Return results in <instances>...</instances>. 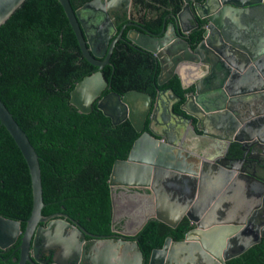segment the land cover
<instances>
[{
	"label": "water",
	"instance_id": "water-1",
	"mask_svg": "<svg viewBox=\"0 0 264 264\" xmlns=\"http://www.w3.org/2000/svg\"><path fill=\"white\" fill-rule=\"evenodd\" d=\"M23 2L0 0V25ZM57 2L80 55L96 68L74 84L69 104L88 113L95 103L112 124L127 120L139 135L110 169L111 233L93 235L63 213L41 214L37 155L0 101V125L25 161L31 188L22 231L20 221L0 216V249L19 237L17 264H143L136 233L148 220L175 227L183 217L182 239L166 237L145 264H225L264 239V0H181L157 34L129 22L112 39L108 13L127 9L129 0H90L75 10ZM194 30L201 39L191 47ZM120 39L154 58L158 86L187 68L192 81L180 84L189 92L105 93L102 68L111 66Z\"/></svg>",
	"mask_w": 264,
	"mask_h": 264
},
{
	"label": "trees",
	"instance_id": "trees-1",
	"mask_svg": "<svg viewBox=\"0 0 264 264\" xmlns=\"http://www.w3.org/2000/svg\"><path fill=\"white\" fill-rule=\"evenodd\" d=\"M68 1L75 10L90 0ZM133 2L144 10L142 26L153 34L160 31L163 19L170 21V14L178 12L181 6V0ZM200 39L201 32L194 30L188 43L193 47ZM109 61L112 67L102 68L110 84L105 93L121 95L136 90L153 97L156 90L169 87L182 97L190 90L181 86L177 75L161 86L156 85L158 65L154 58L123 39L115 42ZM95 70L80 55L57 0H24L0 25V101L37 155L44 204L41 214L63 213L90 234L108 235L110 169L115 160L126 158L139 133L127 120L112 124L95 103L88 113L69 104L74 84ZM173 110L181 113L178 104ZM30 208L27 166L0 125V216L20 221L22 231ZM188 228L184 217L175 227L148 220L134 237L143 264L150 251L160 248L166 237L181 240ZM18 243L19 237L8 248L0 249V264H17ZM45 260L49 262L50 256ZM225 264H264V239Z\"/></svg>",
	"mask_w": 264,
	"mask_h": 264
},
{
	"label": "flooded vegetation",
	"instance_id": "flooded-vegetation-1",
	"mask_svg": "<svg viewBox=\"0 0 264 264\" xmlns=\"http://www.w3.org/2000/svg\"><path fill=\"white\" fill-rule=\"evenodd\" d=\"M143 14H144V10L139 5L135 7L133 0H129V4L127 6V9H124L123 6H120V7H118V9L116 11L109 12L108 13V16H109L108 19L112 22V24L115 27V31L111 35V37L116 35V33H117L116 27L118 25L123 26L126 23L135 22V23L140 24L142 26ZM125 28H126V30H128L130 27L128 26ZM126 30H125V32H126ZM116 225L119 226V224H116ZM84 238L88 239L86 237H84ZM46 256H48V255L45 253L42 254L40 257L41 260L46 262V260H45ZM73 263H71V264H73Z\"/></svg>",
	"mask_w": 264,
	"mask_h": 264
},
{
	"label": "crops",
	"instance_id": "crops-1",
	"mask_svg": "<svg viewBox=\"0 0 264 264\" xmlns=\"http://www.w3.org/2000/svg\"><path fill=\"white\" fill-rule=\"evenodd\" d=\"M254 15H258V14H252L250 17H254ZM257 17H259V16H257ZM259 23H260V19H259ZM252 24L254 27H258V22L256 20H254V22ZM253 32L257 36V33L255 31H253ZM192 77H193L192 74L190 73V71L187 70V68H182L179 71V79L184 85H188L192 81Z\"/></svg>",
	"mask_w": 264,
	"mask_h": 264
}]
</instances>
